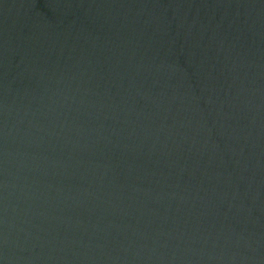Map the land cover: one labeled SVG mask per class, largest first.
Listing matches in <instances>:
<instances>
[{
	"label": "water",
	"instance_id": "obj_1",
	"mask_svg": "<svg viewBox=\"0 0 264 264\" xmlns=\"http://www.w3.org/2000/svg\"><path fill=\"white\" fill-rule=\"evenodd\" d=\"M0 264H264V0H0Z\"/></svg>",
	"mask_w": 264,
	"mask_h": 264
}]
</instances>
